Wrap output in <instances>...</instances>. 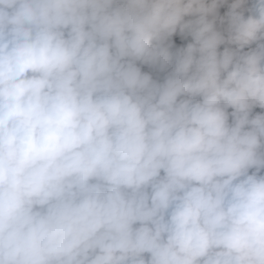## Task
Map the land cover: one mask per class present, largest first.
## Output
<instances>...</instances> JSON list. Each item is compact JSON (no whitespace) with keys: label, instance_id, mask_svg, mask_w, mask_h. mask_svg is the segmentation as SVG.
<instances>
[{"label":"clouds","instance_id":"clouds-1","mask_svg":"<svg viewBox=\"0 0 264 264\" xmlns=\"http://www.w3.org/2000/svg\"><path fill=\"white\" fill-rule=\"evenodd\" d=\"M0 264H264V0H0Z\"/></svg>","mask_w":264,"mask_h":264},{"label":"trees","instance_id":"trees-1","mask_svg":"<svg viewBox=\"0 0 264 264\" xmlns=\"http://www.w3.org/2000/svg\"><path fill=\"white\" fill-rule=\"evenodd\" d=\"M176 45L178 47H186L187 46V43L190 42V37L189 38H186V39H181L178 35L176 37L173 38ZM144 70L148 71L150 69L147 68V66H144ZM256 111H260L259 108L256 109Z\"/></svg>","mask_w":264,"mask_h":264}]
</instances>
